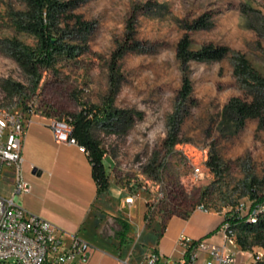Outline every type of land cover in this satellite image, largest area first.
Wrapping results in <instances>:
<instances>
[{
    "label": "rangeland",
    "instance_id": "1",
    "mask_svg": "<svg viewBox=\"0 0 264 264\" xmlns=\"http://www.w3.org/2000/svg\"><path fill=\"white\" fill-rule=\"evenodd\" d=\"M23 9L20 0H0V87L5 80L23 85L13 95L0 92V100L21 107L35 97L37 107L58 118L72 117L83 107L103 106L109 87L107 59L124 34L126 20L135 14L141 51L121 59L123 79L113 105L141 116L116 133L99 125L93 132L104 157L112 159L111 164L102 159L109 178L133 183V191L145 185L158 199L149 211L158 229L166 217L184 216L199 203L217 212L242 203L244 214L264 196V128L257 127L255 118L238 130L220 123L223 105L231 97L245 96L233 75V55L244 54L264 76V0H78L73 13L93 25L86 43L79 42L83 53L58 56L53 66L43 69L35 89L7 50L8 40L14 38L30 46L36 43L33 35L18 31L11 18V11ZM203 14L210 27L190 31L182 27L183 21ZM185 32L193 49L213 43L227 46L229 52L218 61L189 62L193 102L176 111L182 70L175 51ZM172 117L178 122V143L167 147L163 142ZM212 155L218 161L216 170L207 164ZM192 164L203 171L201 178H192ZM139 192L137 220L150 197ZM236 236L246 245H256L253 232L238 228ZM238 257L242 264L251 263L249 253L240 251ZM105 264L113 262L106 259Z\"/></svg>",
    "mask_w": 264,
    "mask_h": 264
},
{
    "label": "trees",
    "instance_id": "2",
    "mask_svg": "<svg viewBox=\"0 0 264 264\" xmlns=\"http://www.w3.org/2000/svg\"><path fill=\"white\" fill-rule=\"evenodd\" d=\"M24 4L23 10L11 11V18L18 31L33 35L36 39L34 46L22 43L16 38L8 40L7 50L20 69L28 76L33 89L42 78L43 69L53 66L58 56L67 58L76 57L83 53L81 43H86L87 34L93 25L73 13L78 0H20ZM135 14L132 13L126 20L125 31L121 39L116 41L106 65L108 68V93L102 107H83L81 111L66 119L72 125L71 136L84 146L91 162V174L98 192L106 190L109 185V174L106 172L103 157L104 149L96 139L93 129L95 125L101 126L110 133H116L118 127L126 129L133 123L134 117L141 114L131 109H121L113 105L123 79L120 73V61L128 52H140L141 42L136 37ZM182 27L186 31L208 28L211 26L208 16H199L191 22L183 21ZM70 33V34H69ZM74 33V34H73ZM187 32L178 40L175 55L181 63V86L176 95V111L182 104L193 102L192 84L188 75L190 61H218L224 58L229 48L225 45L207 43L197 49L191 46ZM233 75L244 90V97H231L222 107L220 123L233 127L234 130L242 128L248 119H257V127L264 128V76L252 65L250 60L242 53L233 55ZM23 88L19 82L5 80L1 92L13 95ZM4 93V96H5ZM174 117L169 120V131L164 139V145L172 147L178 143V122ZM214 155L207 161L208 166L216 170L218 163ZM264 196L258 197L250 206L262 205ZM204 205V204H203ZM146 212V210H145ZM187 214V213H186ZM185 214V215H186ZM145 216V213H144ZM223 217L229 219L236 229L253 232L256 245H246L241 237L237 243L242 249L259 246L264 250V214H259L256 223L247 220L237 207L225 211ZM119 228L115 230V238L119 243L127 238L128 225L126 221L116 218ZM260 264H264V259Z\"/></svg>",
    "mask_w": 264,
    "mask_h": 264
},
{
    "label": "crops",
    "instance_id": "3",
    "mask_svg": "<svg viewBox=\"0 0 264 264\" xmlns=\"http://www.w3.org/2000/svg\"><path fill=\"white\" fill-rule=\"evenodd\" d=\"M104 159L111 164L110 157ZM22 176L31 190L15 194L14 170L0 163V195L13 196L28 212L51 222L65 246L70 234L87 241L93 247L88 264H105L106 259L119 264V258L139 264L149 247L176 258L180 250L177 239L182 231L192 239L223 243L217 228L224 212L194 207L184 216L166 217L158 229V222H146L143 207L137 220L140 190L134 192L132 203H125L130 192L111 175L107 189L98 192L87 153L77 145L57 142L50 127L38 121L31 122L24 134ZM116 218L128 225L127 238L121 244L115 238L119 228Z\"/></svg>",
    "mask_w": 264,
    "mask_h": 264
},
{
    "label": "built area",
    "instance_id": "4",
    "mask_svg": "<svg viewBox=\"0 0 264 264\" xmlns=\"http://www.w3.org/2000/svg\"><path fill=\"white\" fill-rule=\"evenodd\" d=\"M35 103V97L21 107L0 100V163L14 170L15 194L31 190L30 184L22 176L24 134L31 122L38 121L50 127L57 142L77 145L86 152L84 146L71 136L72 125L66 118L49 115ZM202 175L201 168L192 164V178L199 179ZM125 186L130 194L124 198V202L132 203L135 191L130 188L133 183ZM135 188L147 192L145 185ZM148 194L150 197L145 202L147 223L151 221L150 208H154L158 202L150 192ZM159 198H162L161 195ZM196 207L208 211L202 203ZM237 208L242 210L243 204L240 203ZM262 212L263 205L249 206L246 210L248 222L256 223ZM217 231L223 239L221 245L210 243L204 238L192 239L182 231L177 239L180 246L178 257L164 256L156 248L149 247L139 264H242L238 257L240 251L249 253L250 264L263 261L264 250L261 247L240 248L236 228L229 219L223 217ZM92 250L93 247L87 241L74 234H70V241L65 246L61 234L51 222L28 212L14 201L13 196L0 195V264H88ZM118 261L119 264H129L126 259L119 258Z\"/></svg>",
    "mask_w": 264,
    "mask_h": 264
}]
</instances>
